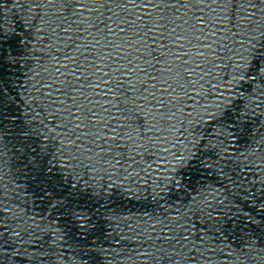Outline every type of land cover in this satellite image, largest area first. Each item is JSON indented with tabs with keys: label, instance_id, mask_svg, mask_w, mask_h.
I'll return each mask as SVG.
<instances>
[{
	"label": "water",
	"instance_id": "1",
	"mask_svg": "<svg viewBox=\"0 0 264 264\" xmlns=\"http://www.w3.org/2000/svg\"><path fill=\"white\" fill-rule=\"evenodd\" d=\"M242 11L243 28L125 47L118 99L73 90L72 70L115 50L105 23L139 18L135 36L157 9L0 0V264H264V0ZM75 108L97 120L77 128ZM119 133L114 156L104 140Z\"/></svg>",
	"mask_w": 264,
	"mask_h": 264
},
{
	"label": "snow or ice",
	"instance_id": "2",
	"mask_svg": "<svg viewBox=\"0 0 264 264\" xmlns=\"http://www.w3.org/2000/svg\"><path fill=\"white\" fill-rule=\"evenodd\" d=\"M113 2L121 3L126 2V0H107L109 4ZM137 2H143L146 9H157L159 15L153 20V14L147 12L143 13L144 30L142 32L138 31L135 36L126 33L125 28L134 23L138 26L140 23L139 18L135 22L128 20L126 24L124 21H121V24L117 25L115 29L110 27V24L105 23L104 29L106 31L103 33L105 41L108 45L114 46L115 50L106 47L101 49L95 56L91 55L90 52L88 55H85L84 59L88 61V63L79 64L72 70V74L76 77V81L72 85L73 90L78 88L79 91L83 93L86 87L101 88L105 95L111 93L118 99L119 93L123 91L125 93L124 98L127 99L128 89H125V82L117 75L120 73V68L123 67V65L119 64V61L121 59V54L125 52V47H131L132 43L136 40L144 39L148 36H152L153 44H155L156 37L152 35L154 32L160 37H164L166 34L176 33V35L171 38L172 40H177L181 36V33L177 32V29L185 28V30H187L186 26L196 29L202 28L205 24H210L213 29L218 25L226 30H231L243 28L246 23L242 10L247 0H137ZM63 4L66 14L71 15L74 10L79 7V0H63ZM202 6H207L205 11L211 9L213 17L206 20L205 15L199 11ZM189 7L197 9V11L192 12L191 15L182 12V9ZM192 17L195 18V23H193ZM97 30L99 31V28ZM112 33L121 37L120 43L114 42L112 39L108 38ZM122 33L124 34L123 36H121ZM146 42L145 40V43ZM96 43L99 44V39H97ZM148 50L151 51V48ZM105 58H107V66L105 65ZM156 59L159 60V57H156ZM128 63H131L130 57H128ZM114 65L119 66L117 67ZM89 68L92 70V75L88 73ZM99 73H103V75H99ZM124 74L129 75L128 84L131 85L132 80L127 69L124 70ZM94 76L98 78L94 79ZM114 80L115 82H113ZM141 91L144 90L141 89ZM162 91H166V89H162ZM151 102L152 100L149 99V103ZM156 103L159 104L161 108L163 107L162 100H157ZM70 111L76 113L75 119L80 121V123L76 125L77 128L81 126L88 127V125L84 124V121L88 120L89 117H91L93 123L97 120L96 113L91 108L88 109L83 119H81V115L78 114L80 112L79 108L70 109ZM132 114L133 113H130V115ZM96 127L99 128V125H96ZM101 131L111 132L112 129L105 126V129L95 131L94 133L92 129H89L88 134L93 135V141L95 142L96 138L101 136ZM122 135L123 133L111 135L110 139L104 140V143L107 144V151L114 156L121 150L120 138ZM103 150L104 148L101 147V151Z\"/></svg>",
	"mask_w": 264,
	"mask_h": 264
}]
</instances>
